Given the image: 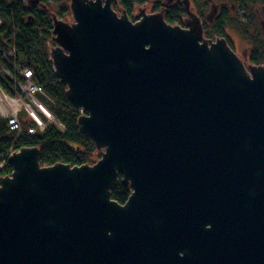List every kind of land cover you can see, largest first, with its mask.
<instances>
[{"label": "water", "instance_id": "obj_1", "mask_svg": "<svg viewBox=\"0 0 264 264\" xmlns=\"http://www.w3.org/2000/svg\"><path fill=\"white\" fill-rule=\"evenodd\" d=\"M110 2L70 0L71 23L51 15L55 76L103 153L79 166H41L37 147L8 157L0 264H264V67L205 40L189 0L187 28Z\"/></svg>", "mask_w": 264, "mask_h": 264}, {"label": "trees", "instance_id": "obj_2", "mask_svg": "<svg viewBox=\"0 0 264 264\" xmlns=\"http://www.w3.org/2000/svg\"><path fill=\"white\" fill-rule=\"evenodd\" d=\"M41 1L48 5L46 9H41L38 5H27L25 0H0V64L9 69L11 64L25 66L32 71V82L43 90V93L36 94V98L51 111L57 123H47L44 128H39L33 120L26 119L27 112L21 109L17 115L21 130L17 131L9 127L6 118L0 116V164L3 163L0 166V177L9 175L12 171L7 159L8 151L23 147L39 149L41 166H50L58 162L79 166L94 162L92 156L96 151L95 145L90 138L82 135L78 130L77 119L80 113L68 101L65 94L66 86L55 76L47 46V42L52 38L51 15L55 14L57 18L66 21L70 15L69 0H51L56 3L55 8L46 4L49 0ZM119 1L129 14L133 4H141L147 0ZM193 1L196 3L201 0ZM205 1L203 0L202 3ZM217 1L220 0H209V2ZM157 3L160 4V1ZM259 5L264 6V0H232L229 9L221 6L211 20L203 16L204 37L212 40L225 38L233 48L226 28L235 27L249 44L246 52L247 61L250 64L264 66V33L256 21L253 10ZM240 13L245 19L244 22L239 20ZM184 16V6L179 3L168 7L163 15L167 23L180 25L183 24ZM10 49L14 50V56L5 58L3 54ZM16 77L17 81L22 80L20 75L16 74ZM0 86L7 91V94L13 95L14 91L19 92L13 80L6 76L4 79L0 77ZM58 124H61L62 129ZM30 128L34 129L33 133L28 132ZM130 191V188L124 186L119 178L111 190V198L123 204Z\"/></svg>", "mask_w": 264, "mask_h": 264}, {"label": "rangeland", "instance_id": "obj_3", "mask_svg": "<svg viewBox=\"0 0 264 264\" xmlns=\"http://www.w3.org/2000/svg\"><path fill=\"white\" fill-rule=\"evenodd\" d=\"M39 1H40V4H37V5L41 9L42 8L46 9V7L48 5L46 6L45 3H43L41 0H39ZM158 1L161 2V0H147L146 2H143L141 4H137V3L134 4V7H133L132 11L130 12L132 17H133V19L141 17V12H140L141 10H143V12L145 14H147V15L159 13L160 12L159 8L161 7V4H158L157 3ZM189 1H190L189 2V11H190V13L193 14V15H196L197 18L201 21V23H203V19L202 18H203V16L207 17L208 11L210 12V9H211L212 2H209V0H206L205 3H202L203 0H201L200 2H196V3L193 0H189ZM68 2H69L68 5H69V13H70L69 18H66L67 19L66 21L61 20L59 18L58 19L61 20V21L67 22V23H71L72 22V14H71V11H70V0ZM221 3L223 4V6H226L229 9L230 5L232 4V0L221 1ZM46 4H50V5L54 6V8L56 7V3L54 1H51V0H49ZM154 4L157 5L158 7L154 6ZM174 4H171V5H174ZM112 5L117 8L118 14L122 13L120 11L122 9V6L120 5V2L115 0L112 3ZM253 10H254V15L256 16V21H257L258 25L260 26L261 30L263 31L262 33H264V6H262V5L256 6L255 9H253ZM239 11H241V10H238V12ZM127 15H129V14H127ZM239 20L242 21V22L245 21V19L242 16V13L239 14ZM187 21H189V20L187 18L186 13H185V16L183 17V24L182 25H180V24H169V23H167V24L172 25V26L179 25L181 27H184L185 23ZM185 27L187 28V26H185ZM52 28H53V26H52ZM226 30H227V33H228L230 39L232 40V47L233 48H231V49H233L235 51V53L237 54V56H239V58H241V60L243 61L245 67L247 68L248 65H254V64H250L247 61L246 52L248 51L249 44L244 40V38L241 35V33L239 32V30L237 28H235V27H232V26H227ZM263 37H264V34H263ZM203 38L205 40H212V39L205 38L204 35H203ZM51 41L47 42L50 58H51V50L56 46V43L54 41L53 33H52ZM7 58H10V57H7ZM11 66H10L11 69H9V68L3 66L2 64H0V76L3 79H4V76H6V77H9L11 80L12 79L16 80V78H17L16 74H18V75H22L23 74L24 71H22V67L18 68V65H15V64H11ZM259 66H263V65H259ZM22 88H24V85H23ZM6 93H7V91H5V93L0 91V99H2V106L7 110V113H8L6 115L17 113L19 111V109L25 108L24 104H27L26 102L34 105L32 103L33 102L32 99L26 97V96H28V94L26 93V90H22L21 94L16 95V96H20L21 99H19V98H10L12 96V94H8L7 95L8 97H6L5 96ZM17 115L18 114H16V116ZM29 118L31 120H33V118L30 115L29 116L27 115L26 119L28 121L30 120ZM46 118H47V121H51L52 123H54V117L53 118L46 117ZM39 120H40V118H39ZM34 123L36 124V122H34ZM103 150H104L103 148H101V149H97L96 148V151H95L94 155L92 156V160L94 161L93 164L100 159L101 154L103 153ZM90 165H92V164H90Z\"/></svg>", "mask_w": 264, "mask_h": 264}, {"label": "built area", "instance_id": "obj_4", "mask_svg": "<svg viewBox=\"0 0 264 264\" xmlns=\"http://www.w3.org/2000/svg\"><path fill=\"white\" fill-rule=\"evenodd\" d=\"M3 56L5 58L7 57H12L14 56V50L13 49H10L6 54H3ZM18 68H21L18 66ZM22 71L23 74L20 75L22 80L21 81H17L15 79H12L13 80V83L14 85H16L18 88H19V92H15L14 91V94L10 97V98H19L21 99L20 96H16L18 94H21L22 93V90H26V93L28 94V98H31L32 99V104L26 102L27 104H24L25 108H23L26 112H27V115L31 116L34 120V122H36V125L39 127V128H44L46 126L47 123H52L51 121H47V118H53V114L51 113V111L44 105L42 104L37 98H36V94L37 93H43V90L42 88L39 86V85H36L34 82H32V71L27 68V67H23L22 66ZM1 77V76H0ZM24 85V88H22ZM0 91L4 92L5 93V90L3 88H1L0 86ZM8 94L6 93L5 96H7ZM22 109V108H21ZM19 109V111L21 110ZM79 111L80 115H83L85 114V111L83 109H76ZM0 116L3 117V118H6L8 120V124H9V127L13 130H17V131H20L21 128H20V123H19V120H18V116H16L17 113H13V114H9V115H6L8 114L7 113V110L2 106V99H0ZM40 118V120H39ZM44 122V123H43ZM54 123H57L54 119ZM59 128L62 129V126L61 124H58ZM28 132L30 133H33L34 132V129L33 128H30L28 129ZM17 150H9L8 153H7V157H9L10 155H12L14 152H16ZM8 159V158H7ZM3 163L0 164V166H2Z\"/></svg>", "mask_w": 264, "mask_h": 264}, {"label": "flooded vegetation", "instance_id": "obj_5", "mask_svg": "<svg viewBox=\"0 0 264 264\" xmlns=\"http://www.w3.org/2000/svg\"><path fill=\"white\" fill-rule=\"evenodd\" d=\"M102 1H104V0H102ZM114 1H115V0H111V2H110V6H111V8L113 9V11H114L117 15H120V14H118L117 8L114 7V6L112 5V3H113ZM116 1L120 2L119 0H116ZM221 1H229V0H220V1H217V2H212L211 6H213V9H214V11H215V14L218 12L219 8H220L221 6H223V4L221 3ZM165 2H166V0H161V2H160L161 7L159 8V10H160L159 13L162 12L163 15H164V13L166 12V10L168 9V7H169L171 4H174V3L177 2V3L181 4V5H183V4L180 2V0H176V1L172 2L171 4H169V5L166 7V6H165ZM154 6H155V4H154ZM133 7H134V4L132 5L131 11H132ZM120 11H121L122 13H123V12L127 13V12L124 10V8H122ZM131 11H130V12H131ZM141 11H143V10H141ZM141 11H140V12H141ZM122 13H121V14H122ZM215 14H214V15H215ZM214 15H212V17H213ZM127 16H128V18H129L132 22L138 21V20L140 19V17H138V18H136V19H133L131 13H129V15H127Z\"/></svg>", "mask_w": 264, "mask_h": 264}]
</instances>
